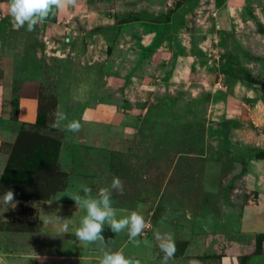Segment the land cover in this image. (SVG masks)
<instances>
[{
	"label": "rangeland",
	"instance_id": "obj_1",
	"mask_svg": "<svg viewBox=\"0 0 264 264\" xmlns=\"http://www.w3.org/2000/svg\"><path fill=\"white\" fill-rule=\"evenodd\" d=\"M9 4L0 264H98L71 196L113 176L117 216L138 211L144 227L134 241L105 226L112 250L138 264H264V0H57L31 30ZM56 111L79 130L53 127ZM158 232L174 244L166 262Z\"/></svg>",
	"mask_w": 264,
	"mask_h": 264
},
{
	"label": "clouds",
	"instance_id": "obj_2",
	"mask_svg": "<svg viewBox=\"0 0 264 264\" xmlns=\"http://www.w3.org/2000/svg\"><path fill=\"white\" fill-rule=\"evenodd\" d=\"M57 0H10L8 14L18 25L27 24L31 30L38 22H42L48 15L51 6L56 4ZM63 124L68 132H77L80 123L76 120H69L67 114L63 111L54 113L53 127H60ZM113 190L123 192V183L117 176H113L110 184L101 187L95 195L92 189L87 185H82V193L74 198L76 205L84 210V214L79 218L78 225L75 227V235L81 240L89 243H97L102 254L98 264H138L131 258L124 255L120 250H112L106 246V239L103 234L105 226L114 233L126 231L129 238L135 241L144 227L143 216L138 211H130L128 215L118 217L112 206ZM5 205H12L14 193L7 189L2 196ZM8 207H5L7 209ZM4 209V210H5ZM68 223L63 224V229L67 230ZM155 239L160 250L164 253L163 260L166 262L175 251L173 242L167 235L156 233Z\"/></svg>",
	"mask_w": 264,
	"mask_h": 264
}]
</instances>
